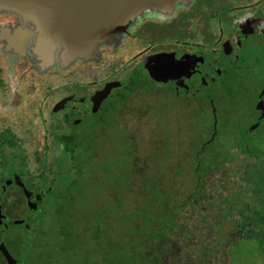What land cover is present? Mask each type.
<instances>
[{
	"label": "trees",
	"instance_id": "1",
	"mask_svg": "<svg viewBox=\"0 0 264 264\" xmlns=\"http://www.w3.org/2000/svg\"><path fill=\"white\" fill-rule=\"evenodd\" d=\"M118 89L124 92L113 98V114L101 117L103 125L97 129L90 126L80 131L87 123L85 114L64 110L45 113L39 121L41 135L35 138L2 132V146L56 149L52 160L36 156L35 168L29 170L30 179L41 183L31 190L39 192L51 181L54 186L44 189L57 191L51 224L40 230L36 249L52 246L64 264H231L233 243L242 235L238 229L252 224L264 227V152L251 151L248 136H233L229 125L219 139V118L213 116L208 99L205 104L187 92L157 90L150 77L140 74L125 78ZM148 92L161 95L160 102H153L158 132L147 139L141 169H148L141 174L135 166L140 156L137 143L132 136L124 137L127 130L119 123L118 112L135 95ZM163 96L174 99L173 105L165 104ZM173 106L183 112H172ZM54 117L67 122L59 126ZM109 141H118L119 150ZM183 162L190 163L191 170ZM95 181L103 187L102 194L89 191ZM137 195L139 202L134 199ZM126 201L135 203L134 207L125 209ZM262 232L254 245L264 250ZM87 245L91 246L90 261L78 256V250Z\"/></svg>",
	"mask_w": 264,
	"mask_h": 264
},
{
	"label": "flooded vegetation",
	"instance_id": "2",
	"mask_svg": "<svg viewBox=\"0 0 264 264\" xmlns=\"http://www.w3.org/2000/svg\"><path fill=\"white\" fill-rule=\"evenodd\" d=\"M189 1L161 0L153 3L134 0V3L122 7L124 12L119 21L104 25L101 34L83 47L76 45V38L73 39L74 45L69 42L68 32L60 22L59 11L44 8L20 11L0 4V52H5L8 60L19 67H29L31 74L46 76V83L41 84V87L47 92H53L55 86L64 91L51 103L48 111L43 109L23 117L26 125L14 131L12 119L17 114L15 110L20 98L17 90L26 84H12L16 89H13L6 100L4 96L9 83L6 84L7 88L0 84L4 92L0 97V112L13 111L10 115L0 114V124L8 120L4 128L0 125V137L4 130H7L6 135L9 137L13 135L30 139L40 136L42 127L38 128V121L44 120L45 113L47 115L50 111L60 113L65 110L68 113L97 115L103 110L112 92L125 82L126 77L123 75L127 72L130 76L140 74L150 77L157 90L183 91L192 96L197 93V97L205 104L208 99L211 105L213 103V116L219 118V123L223 122V118L238 125L240 123L237 126L238 136L243 135V123L247 124V132L261 133L258 130L264 129V0H228L224 8L221 7L220 0H212L215 8L209 10L207 15L203 14L202 19H197L193 14L185 15L182 9L184 5L181 4ZM200 8L204 12L205 4ZM179 13L183 18L181 37H173L179 36L178 32H173L167 33L169 35L162 40L158 39L160 35L155 34L156 28L153 27L152 30L151 24L167 23ZM164 18L167 19L162 20ZM119 37L124 38V41L113 46ZM157 45L162 46L153 48ZM105 52L118 54L109 59L102 56ZM131 52L133 54L126 57ZM232 59L237 60L234 69L227 68L226 63ZM126 60L133 62V65L128 67ZM101 63L106 67L119 64L117 73L122 79L94 82L86 72L93 71L91 66ZM0 65L3 66L1 58ZM242 67L248 72L244 76L253 80L244 91H240L244 76L237 73ZM16 70L18 67L10 69V79ZM229 73L235 76L231 81L235 88L230 95L222 90L223 96L219 99L213 96V92L205 91L214 90L216 76L227 77ZM22 74L17 73L16 77ZM83 75L87 79L81 80ZM51 76L56 78L52 79ZM85 81L87 85L94 86L92 92H86L80 86ZM111 83L115 85L111 86ZM106 87H110V90L104 98L95 97ZM93 98L98 103L95 111ZM63 99L66 101L59 105ZM69 101L74 103L68 106ZM53 119L55 123L58 119L59 126H64L67 122L62 117ZM27 145L30 144H25L22 148L0 145V178L5 177L0 179V264H28L30 243L27 244L26 235L37 230L38 215L45 208L46 199L41 191L31 190V187L41 183L35 178L30 179L32 176L29 170L35 168L36 156H40L41 160H52V152L56 149H35ZM40 230L34 235L36 239L32 244L33 252L39 243Z\"/></svg>",
	"mask_w": 264,
	"mask_h": 264
},
{
	"label": "rangeland",
	"instance_id": "3",
	"mask_svg": "<svg viewBox=\"0 0 264 264\" xmlns=\"http://www.w3.org/2000/svg\"><path fill=\"white\" fill-rule=\"evenodd\" d=\"M184 1V0H183ZM186 1V0H185ZM194 0H190L188 3H182L181 5L183 6V11L185 12V15L188 16L189 14H193L194 17H196L197 19H202V15L205 14L207 15V12L211 9L215 8V2L212 0H195V2H193ZM221 2V7L224 8L227 3L228 0H220ZM205 4L206 8L204 10V12L201 10V5ZM209 13V12H208ZM144 15V14H143ZM142 16V18H144V16ZM153 18V16H152ZM167 18H164L162 20H166ZM182 14H176L174 17L170 18L168 20L167 23L161 24V25H152V30L153 27H155L156 29L154 31L156 35H160V38L158 37V39H163V37H166L167 33H171L173 34L178 32L179 36H173V37H181V25H182ZM149 27V25H148ZM154 32L152 31V34ZM155 36V35H154ZM122 41H124V38H117L116 39V43L113 45L115 46L117 43H121ZM155 41V38L153 39V42ZM157 42L159 40H156ZM153 44V43H152ZM162 44V43H159ZM143 45V44H142ZM162 45H157V46H153L154 47H160ZM164 46V45H163ZM166 46V45H165ZM119 50V49H118ZM118 54V52L116 53H104V55H102L103 57H107L109 59H112L114 57H116ZM133 54V52H131L130 54H128L129 56L126 57H130ZM0 58L2 61V67L0 65L1 72H0V79H1V84L5 85V87L7 88L6 84L8 86V90L6 91V95L4 96V99L6 100L11 94L13 89H16L15 85L16 83L20 82L22 84H26L24 87L20 86L18 87V94L20 95L19 98V105H17V109L15 110V114L13 117V121H14V125L12 126L14 129V131H17L19 129H21L22 127L24 128V126L26 125V122H24V118L23 117H27L30 114H34L35 112L39 111V110H47L49 109V106L51 105V103L57 99V97L60 96L61 93H63V89L55 86V88L53 89V92H47L46 89H44L43 87H41V84L46 83V76L40 75V76H36L34 74H31V70L29 69V67L25 66V65H21L19 67V65L11 62L10 60H8V55H6L5 52H3L1 50L0 52ZM84 60H86L85 58H83ZM129 59V58H128ZM102 60V59H101ZM83 61V60H82ZM95 61V60H94ZM93 61V62H94ZM84 62V61H83ZM237 60L236 59H232V61L226 63V67L227 68H232L234 69L235 64H236ZM126 63H128L127 65H129L128 67H131L133 65V62H129V60H126ZM243 62L241 61L240 64H242ZM15 64V65H14ZM239 64V65H240ZM18 67V70H16L12 76V79H10V75L8 73H10V69H12L13 67ZM107 65L104 64H98L95 66H91L92 68H94L93 71H89L86 72V74L90 77H92L93 81H99L100 83H102L105 79H122V77L119 75L118 72V68H119V64H114L110 67H106ZM139 72V71H138ZM17 73L22 74L20 77H16ZM239 74H243L247 75L248 72L246 71L245 68H239L238 72ZM213 75V74H212ZM84 77H81V80H85L87 78L86 75H83ZM124 77H126V80H128L130 73L127 72L123 75ZM217 77V81L215 83V87L214 90L216 89V92L211 91L210 90H205L209 93L213 92V96H215V98H221L223 96L222 90L224 92H226L228 95H230L233 91V89L235 88V84H231V81L235 78V76L233 74L230 75V73L226 76L221 75V77L216 76ZM261 77V76H260ZM51 78H56L51 76ZM242 83H241V89L240 91H244L246 90V87H249L252 83L253 80L248 77V76H244L241 79ZM51 82V81H50ZM98 82V83H99ZM244 83V84H243ZM13 84V85H12ZM81 87L85 88L86 92L93 91V87L91 84L87 85L86 81L85 84H80ZM78 86V87H80ZM4 87V88H5ZM11 88V90H10ZM121 92H124L123 89H118L112 92V94L109 96V98L106 100V104L103 107V111L101 114H97V115H92V114H86L84 117V121H86L87 123H85L82 127L79 128L80 131H84L86 130L88 127L91 126V128H95L97 129L98 127H96L97 125L100 126V124L103 125V123L101 122V117L102 119H108V114L111 115L113 114L114 108L112 107L113 105H115V101H113V98L115 96H117V94H120ZM3 91H0V97L3 95ZM189 94V93H187ZM192 94V93H191ZM160 93L157 92V94H153V93H147V94H142V95H135L134 100L132 101L131 104H128V107H123L120 112H118V116L120 117V124H124L126 127L127 132H124V137L126 135V137L132 136L133 137V141L135 143H137V151L138 154L140 155L138 158L136 157V161H135V166L136 168L139 170V172H141V174H143V171L147 170L148 167L141 169V165L143 163V157L146 155L147 153V148H146V143H147V139H153V135H155L158 130H157V126L154 125V120L155 118L153 117V102L154 100H158L160 99L159 97ZM193 95H195V98H199L197 97V93H194ZM138 96V97H137ZM161 96V95H160ZM247 97V94H246ZM51 99V100H49ZM163 101H165V104L168 103L170 104V106L173 105V103L175 102L174 99H170L168 97L163 96ZM160 102V100H158ZM162 101V102H163ZM1 106V105H0ZM174 107V106H173ZM65 109H69V108H65ZM84 109V108H81ZM138 109H142V111L144 112L143 114L139 115L140 112H138ZM172 112H177V113H182L183 111H177L174 108H172L171 110ZM13 111H11L12 113ZM61 112V111H60ZM3 113V116L5 114L10 115L11 113H5V112H0V114ZM176 115V113L174 114ZM173 116V115H172ZM98 120L101 123H97L96 120ZM140 118H142V122L140 123L139 120ZM8 120L3 121V123H1V128L5 126V124H8L7 122ZM10 122V121H9ZM39 122V121H38ZM11 123V122H10ZM140 123V124H139ZM140 125V126H138ZM227 125L231 126V131L233 134L237 135V132L239 134V129L236 126H233V124L231 125V123L229 121H225V122H220L217 126L218 129V136L219 139L222 138L221 134L224 132H228L227 129ZM36 126V125H34ZM38 128H41V125H38ZM17 129V130H16ZM261 133H257V132H247L246 129H242V132L244 134H246L248 136V138L250 139L251 143L249 144V148L252 151H256L257 153L263 154L264 152V129L259 130ZM233 135V136H236ZM117 136H121L120 132L118 133ZM147 137V138H146ZM151 137V138H150ZM157 137V136H156ZM238 138V135L236 136ZM225 139V138H224ZM223 139V140H224ZM222 141V140H220ZM114 142V143H113ZM109 141L108 144L109 146L111 145L112 148H114V150L118 151L119 150V145H118V141ZM118 147V148H117ZM167 148L169 149L170 146L167 144ZM103 149V148H102ZM254 151V152H255ZM103 153V152H101ZM99 155V153H98ZM100 156V161H103V159H101V154ZM116 156V155H115ZM185 160V159H184ZM127 165V163H126ZM183 166H185L186 169H190L192 168V165L190 163H184L183 162ZM214 174L217 171H213ZM0 173H2V167H0ZM216 177H218V173H216ZM5 177H2L0 179H4ZM142 182V181H140ZM52 186H54V183L49 181L43 188L42 190H40L41 194H43L44 199H46V201H48L45 204V208L44 211L41 213H39L38 215V220L36 221V231H30V234L26 235V238H28V243H30V249H29V262L30 264H45V262L47 261V264H64V260L63 257L61 255H57L56 250L53 249V247L50 245H48L47 248L45 249H36L34 252L32 250V244H34V241L36 239V237L34 235H36L37 231L40 229H46L48 226H50L51 222H50V209L53 206V201L55 200V196H56V189H44L45 187L47 188H51ZM91 185L88 186L89 191L91 193H99L102 194L104 192L103 187L97 182H93V185L90 187ZM15 189H17L15 187ZM107 192L110 191V186L108 188L105 189ZM135 200H137L139 198V196H134ZM140 201V199H138V202ZM127 203V201H126ZM133 202L131 203H127V205H124L125 209H131V207H134ZM239 207L237 206L238 210ZM243 213L244 211H246V209H243ZM263 210V208H262ZM36 212V211H35ZM262 214H264V210L262 211ZM237 218L239 217V215H236ZM118 223H120V221H118ZM264 229V227H261L260 229L257 227L256 224H252L250 225V228L247 227V229H238L237 233L238 234H242L240 235L236 241L233 243V257L230 258V263L231 264H264V250L262 249L263 247L259 246V245H254L257 242L258 237L256 235H261L263 234L262 230ZM49 239L53 238V234L52 232L48 233ZM45 241V239H44ZM28 247V246H27ZM91 247V246H90ZM88 245L86 247H84L82 250H78V256L82 257L83 259L87 258L89 261L92 259L91 257V253L89 252V250L91 249ZM26 251L28 252L27 248ZM59 254V253H58ZM46 258H48V260H46ZM28 262V264H29Z\"/></svg>",
	"mask_w": 264,
	"mask_h": 264
},
{
	"label": "water",
	"instance_id": "4",
	"mask_svg": "<svg viewBox=\"0 0 264 264\" xmlns=\"http://www.w3.org/2000/svg\"><path fill=\"white\" fill-rule=\"evenodd\" d=\"M147 1L155 3L161 0ZM131 3H134V0H0V4L20 11L33 8L59 11L60 22L68 32L69 42L74 45L73 39L76 38V45L81 47L99 36L104 25L119 21L124 12L122 7ZM114 85L115 83H111V86ZM110 87L98 92L95 97L104 98ZM65 101L66 99H63L58 104ZM92 101L95 111L98 103L94 98Z\"/></svg>",
	"mask_w": 264,
	"mask_h": 264
}]
</instances>
